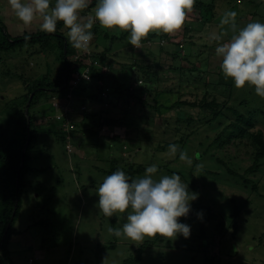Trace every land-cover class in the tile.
<instances>
[{"label":"rangeland","instance_id":"obj_1","mask_svg":"<svg viewBox=\"0 0 264 264\" xmlns=\"http://www.w3.org/2000/svg\"><path fill=\"white\" fill-rule=\"evenodd\" d=\"M3 1L8 3L0 0V36L2 23L13 37L40 30L38 20L26 27L10 5L3 6ZM213 1L211 9L194 6L197 9L189 13L177 35L151 33L155 35L142 40L139 49L129 44V33L94 24L97 34L91 49H110L112 61L107 62L104 71L115 77L105 79L106 88L102 92L95 85L82 89L84 81L75 80L71 87L74 90L67 94L71 96L69 100L61 94L53 99L48 93L32 108L39 111L36 117L39 134L29 164L35 169L26 176L28 184L14 223L18 233H14L8 246L12 264H125L139 255V248L146 241H151V246L142 251L140 261L128 264H264V158L259 168L249 171L257 151L251 138L236 137L225 142L231 131L227 128L231 119L204 123L199 119L207 113L199 107H159V111L151 107L157 102L167 105L177 100L178 88L175 92H161L157 101L154 83L153 88L142 94L141 105L133 102L134 97L126 103L120 90L114 91L120 86L125 94L127 88L140 84L137 77L141 65L150 66L149 70H154L159 61H164L167 67L182 66L187 70V83L222 91L240 112L256 116L258 121L252 130L264 133V113H258L264 111V98L255 94L254 86L246 84L237 89L230 78H224L219 68L221 59L215 55L216 42L208 40L210 33L222 31L219 21L229 10L237 12L238 28L253 21L264 22V0ZM91 9L89 14L81 13L82 17H94L95 7ZM59 30L66 35L63 25ZM231 35L229 31L223 40ZM53 41L58 40L53 37ZM48 65L55 75L61 63L54 50L41 48L40 43L0 52L2 144L20 138L12 108L25 107L22 95L28 91L26 82L45 74ZM231 83L233 86L227 89ZM161 86L162 83L158 84V89ZM190 87L186 92L182 88L185 92L182 98L193 101L198 95L188 93ZM92 94L96 97H91ZM241 100H245L244 104ZM125 114L121 124L119 120L101 124L103 118L119 119ZM189 116L192 117L185 119ZM220 120L223 123L219 124ZM100 127L99 133L91 132ZM192 131L186 142L178 143ZM221 132L223 143L217 140ZM166 141H177L175 156L170 154ZM180 150L192 157V167L179 159ZM127 163L143 166L134 172L132 179L143 177L145 169L155 164L158 172L154 178L176 173L188 183L190 191L198 193L188 216L179 218L191 226L189 238L181 235L170 240L157 235L146 237L137 246L130 239L108 232L110 227L122 228L126 216L119 213L110 218L104 216L96 206L99 199L96 191L103 178L117 169L130 176ZM196 165L201 168L197 170ZM198 212L203 213L202 219L198 218Z\"/></svg>","mask_w":264,"mask_h":264},{"label":"clouds","instance_id":"obj_2","mask_svg":"<svg viewBox=\"0 0 264 264\" xmlns=\"http://www.w3.org/2000/svg\"><path fill=\"white\" fill-rule=\"evenodd\" d=\"M15 16L30 27L37 20L39 29L55 33L58 23L67 29L66 39L72 47L82 53L91 51L93 28L96 22L106 30L129 33L128 42L134 48L142 47V40L150 33L177 35L189 19L196 0H97L94 17H82L90 0H8ZM237 12H224L219 23L220 33L212 32L209 43L216 42L215 55L221 59L219 68L225 79H231L237 89L245 85L254 86L255 94L264 98V22L253 21L238 28ZM231 31L226 41L223 37ZM179 146L169 145L175 156ZM179 159L189 167L192 157L179 151ZM200 165H196L199 170ZM155 164L145 169V175L132 179L125 171L117 169L103 178L96 194L97 205L106 217L115 214L126 216L122 228H109L116 237H125L137 246L145 238L157 235L170 240L178 236L190 237L191 226L179 221L191 211V202L198 193L190 191L180 175H162L158 179ZM203 217L202 212L197 213Z\"/></svg>","mask_w":264,"mask_h":264},{"label":"trees","instance_id":"obj_3","mask_svg":"<svg viewBox=\"0 0 264 264\" xmlns=\"http://www.w3.org/2000/svg\"><path fill=\"white\" fill-rule=\"evenodd\" d=\"M96 3L97 0H91L89 7L82 13L89 14V12L92 10L91 8L96 6ZM195 6L197 8L205 7V9H211L214 6V1L212 0L210 4H206L204 0H196ZM62 25V22L58 23L57 31L52 34L38 30L37 32H25L20 36L13 37L7 31L6 26L3 23L1 24L2 34L0 36V52H10L22 48L28 44L40 43L41 48H49L56 52V59H58V61L61 63V66L58 68L56 74L52 75V70L50 69V65H48L47 72L45 74H43L41 77L30 79L26 82V88L28 91L22 95L23 100L26 103L25 107L22 109H19L18 106L12 108L13 116L16 118L20 130V138H11L10 141L5 144L0 142V191L2 194V201L0 202V264H12L8 258V246L14 233H18L17 230L14 229V223L21 207V197L23 190L28 184L26 176L33 169H35L29 164L30 160L32 159L31 149L36 145L39 134V123H37L36 118L39 111H36L35 109L33 110L32 108L40 102L41 96L44 94L48 95V93L51 94L53 99L57 98V96L61 94L66 100H69L71 96L69 97L67 94L69 90H74H72L71 87L73 88L74 86L73 82L76 78V72L81 74L87 68H89L90 79L80 78V80L84 81L86 84L81 87L82 89H86L88 86L92 87L95 85L99 87L101 92L106 88V86H104L105 79H112L115 77L114 74L104 71V66L109 65L107 62L112 61L110 49H91L90 52L82 53L74 49L72 45L68 43L65 32L59 30L61 29ZM91 31L95 36L97 34V26H93ZM153 35L155 34L150 33L144 40L146 41L147 39H150ZM53 37H56L58 41H53ZM111 38L118 39L115 36H112ZM92 43L93 40L91 41V45ZM153 53L154 52H152L151 55L154 56ZM133 66L135 67L136 65ZM173 66L175 65H169V67H167L164 61H159L157 62L156 68L154 70H149L150 66H147L149 68H145L143 65H141L139 66L141 69L137 77V81H139L140 84L138 83L135 88H127L128 91L125 94L123 93V90L120 86H118V88L116 86L114 91L119 89L120 95H122L123 101L126 103L132 102L130 98L134 97L133 102L141 105L144 102L142 99V94L147 93L149 89L153 88L154 83L155 85L157 83V86L158 84L160 85L162 83L160 89L155 86V92L157 93H155V99H157V101V97L161 92H175L178 88L179 98H177V100L170 101V103L167 105H163V103L158 105L157 102L156 105L154 104L151 107L157 111L160 110L159 107L171 109L174 107H181L183 105L199 107L202 112L207 113L199 120H203L204 123L209 124H214L213 122H215L218 118H225L226 120L231 119L227 124V128L231 129V131H228L229 134L226 137L224 136L225 142H230L236 137H250L251 141L257 145V151L254 154V162L249 168V171H254L256 168H259L261 165V160L264 158V133L260 129L256 131L252 130L258 121L256 116L254 117V115L250 114L249 112H240L239 109H236L235 106L230 104V99L228 96L227 98L229 100L224 95H222V91L219 93L214 89H209L207 85H204L205 87L203 85L191 86V83H187L188 80H185L187 70H185L182 66L174 67V69ZM164 73L166 76H162ZM67 75L68 78L66 79ZM19 77L23 78L24 76L19 74ZM185 81L187 84L183 85ZM232 86L233 83L227 84L226 87L227 89H230ZM188 87L191 89L188 93L198 95V97L193 101L184 99V96L182 98V95L186 92L185 89ZM182 88H184L185 92H182ZM201 89H203V91ZM229 94L230 93H228V95ZM91 97L94 98L96 95L92 94ZM222 98L224 100H221ZM244 102L245 100H241L240 103L244 104ZM260 112L264 113L263 110H258V113ZM191 117L189 116L185 119H190ZM125 118L126 114L119 119L107 120L103 118L101 124H111V121L116 122V120H119L121 124L122 119ZM221 123H223V121L220 120L219 124ZM101 127L99 130H91V132L99 133ZM193 133L194 131L190 132L186 138L181 137L179 140H177L178 143H183ZM221 133L217 136L218 141H221L222 135H224V132ZM110 137L114 139H124L119 138V136L118 138L117 136ZM177 141H166V144H176ZM223 142L224 140L221 141V143ZM122 158L123 156L121 159ZM126 166L129 167L128 171L131 178L134 176L135 171L143 168L142 164L136 167L134 164L127 163ZM253 188L255 187L253 186ZM149 246H151V241H146L140 246L139 255H137L135 259L127 260L125 264H128L130 261H140L142 251H144Z\"/></svg>","mask_w":264,"mask_h":264},{"label":"built area","instance_id":"obj_4","mask_svg":"<svg viewBox=\"0 0 264 264\" xmlns=\"http://www.w3.org/2000/svg\"><path fill=\"white\" fill-rule=\"evenodd\" d=\"M75 80H79L80 78H85V79H90V77H89V68H87L83 73H79V72H76L75 73ZM74 80V81H75ZM66 125V124H65ZM67 126V125H66ZM68 146V145H67ZM70 152V151H69Z\"/></svg>","mask_w":264,"mask_h":264},{"label":"crops","instance_id":"obj_5","mask_svg":"<svg viewBox=\"0 0 264 264\" xmlns=\"http://www.w3.org/2000/svg\"><path fill=\"white\" fill-rule=\"evenodd\" d=\"M2 4H3V6L5 7V5H7V6H9V3H7V1L6 2H2ZM2 7H0V9H1Z\"/></svg>","mask_w":264,"mask_h":264},{"label":"water","instance_id":"obj_6","mask_svg":"<svg viewBox=\"0 0 264 264\" xmlns=\"http://www.w3.org/2000/svg\"><path fill=\"white\" fill-rule=\"evenodd\" d=\"M67 78H68V75H67L66 79H67ZM30 101H31V97H30ZM30 101H29V102H30Z\"/></svg>","mask_w":264,"mask_h":264}]
</instances>
